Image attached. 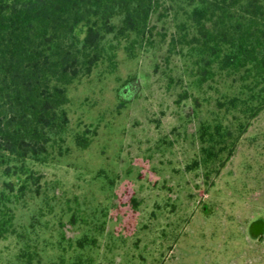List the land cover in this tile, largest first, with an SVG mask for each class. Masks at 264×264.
Segmentation results:
<instances>
[{"label": "trees", "instance_id": "16d2710c", "mask_svg": "<svg viewBox=\"0 0 264 264\" xmlns=\"http://www.w3.org/2000/svg\"><path fill=\"white\" fill-rule=\"evenodd\" d=\"M162 46L182 64L178 103L216 94L201 129L215 171L264 110V0H0V242L16 244L6 264H97L105 215L45 170L72 141L87 146L71 133V88L120 53Z\"/></svg>", "mask_w": 264, "mask_h": 264}, {"label": "rangeland", "instance_id": "374dc122", "mask_svg": "<svg viewBox=\"0 0 264 264\" xmlns=\"http://www.w3.org/2000/svg\"><path fill=\"white\" fill-rule=\"evenodd\" d=\"M157 52L120 53L116 68L71 88V133L87 146L72 141L45 174L105 215L97 264H264V241L248 235L264 217V110L232 156L207 168L201 129L218 110L216 94L206 86L178 103L182 64ZM15 255L14 241L0 242V264Z\"/></svg>", "mask_w": 264, "mask_h": 264}, {"label": "flooded vegetation", "instance_id": "af4514ba", "mask_svg": "<svg viewBox=\"0 0 264 264\" xmlns=\"http://www.w3.org/2000/svg\"><path fill=\"white\" fill-rule=\"evenodd\" d=\"M248 235L254 241H264V217L259 216L250 222Z\"/></svg>", "mask_w": 264, "mask_h": 264}]
</instances>
